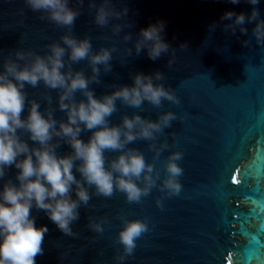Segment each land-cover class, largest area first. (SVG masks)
<instances>
[{"label": "water", "instance_id": "water-1", "mask_svg": "<svg viewBox=\"0 0 264 264\" xmlns=\"http://www.w3.org/2000/svg\"><path fill=\"white\" fill-rule=\"evenodd\" d=\"M124 2L135 25L127 31L136 33L157 20L166 22L164 38L177 49L175 62L169 68L168 57L152 61L143 51L122 65L121 52L114 53L112 71L102 74V83L94 85L96 95L111 91L112 83L131 84L129 72H164L163 83L179 104L165 101L160 109L145 104L143 112L118 104L111 122L119 123L122 115L133 112L153 120L158 113L174 112L177 119L160 137L167 139L170 148L156 166L163 177L162 163L168 154L182 152L178 161L183 169L181 190L178 195L162 197L154 188L138 204H129L121 193L108 199L93 196L90 207L80 209V220L73 225L77 237L64 235L43 211L33 209L36 226L49 229L44 254L36 257V264H264V46L256 45L251 37L254 25H246L248 37L237 32L240 39L221 27L215 32L208 29L225 11L250 13L253 6L245 0L236 5L227 0ZM116 6L121 7L119 0ZM23 7V0H0V49L7 52L24 47L42 53L64 30L29 9L21 16ZM255 7L264 18V0ZM73 31L79 38L89 35L94 49L110 44L105 39L110 32L92 23L88 0ZM244 39H251L250 47L241 44ZM182 43H187V49H179ZM123 47L121 42V50ZM75 67L88 71L86 62ZM27 91L31 96L38 90ZM27 114L25 110L24 116ZM55 115L63 118L64 114L57 111ZM90 135L84 133L81 138L86 141ZM130 147L152 161L147 142L137 141ZM58 151L64 154L70 149L62 145ZM17 171L14 166L9 169L14 182ZM158 198H162V206L157 205ZM121 214L146 220L149 227L136 241L132 255L122 262L114 259L122 252L116 242ZM89 217L107 219L103 233L87 227Z\"/></svg>", "mask_w": 264, "mask_h": 264}, {"label": "clouds", "instance_id": "clouds-1", "mask_svg": "<svg viewBox=\"0 0 264 264\" xmlns=\"http://www.w3.org/2000/svg\"><path fill=\"white\" fill-rule=\"evenodd\" d=\"M119 2L117 8V0H88L92 23L111 34L105 37L109 46L94 49L89 35L79 38L74 34L85 0H71L72 6L70 0H23L21 16L25 9L38 12L41 20L63 29V34L46 44L42 53L24 47L0 49V264H36V257L44 254L49 229L36 226L33 209L43 211L64 235L77 237L73 225L80 220V209L90 207L93 196L108 199L121 193L129 204H138L154 188L162 197L178 195L181 190L183 169L178 161L182 152L168 154L162 163L163 177L156 166L170 148L167 139L160 137L177 119L174 112L158 113L155 120L133 112L122 115L119 123L111 122L118 104L141 112L145 104L154 109L162 108L165 101L179 104L163 83L164 72H129L131 84L112 83L111 91L96 95L94 85L102 83V74L112 71L114 53L121 52L122 65L143 51L152 61L168 57L169 68L176 58L177 49L164 38L165 21L149 23L136 33L127 31L134 28V21L124 0ZM227 2L236 5L241 0ZM245 2L253 6L250 13L225 11L219 22L208 25L209 32L221 27L240 39L237 32L248 37L246 25H254L251 37L256 45L264 46V18L255 7L259 0ZM240 42L244 47L252 43L251 39ZM179 49H187V43ZM81 62H86L88 71L75 67ZM27 88L38 91L30 96ZM57 111L63 118L56 117ZM84 133H91L86 141L81 138ZM137 141L147 142L151 162L141 150L130 147ZM62 145L70 151L60 154ZM13 166L18 170L16 182L9 176ZM156 203L162 206V198ZM119 219L122 227L116 242L122 252L114 259L122 262L132 255L136 241L149 227L146 220L123 214ZM107 222L89 217L87 227L103 233L102 225Z\"/></svg>", "mask_w": 264, "mask_h": 264}]
</instances>
